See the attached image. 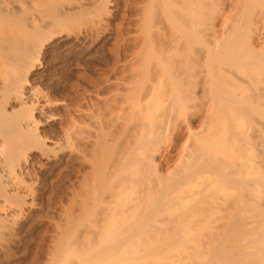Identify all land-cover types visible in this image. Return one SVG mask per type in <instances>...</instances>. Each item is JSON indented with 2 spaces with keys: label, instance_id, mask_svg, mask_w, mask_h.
<instances>
[{
  "label": "rangeland",
  "instance_id": "374dc122",
  "mask_svg": "<svg viewBox=\"0 0 264 264\" xmlns=\"http://www.w3.org/2000/svg\"><path fill=\"white\" fill-rule=\"evenodd\" d=\"M102 1L107 2L104 3L107 15L101 24L97 18L103 4L98 7L91 0H83L73 6L68 27L61 35L56 34L51 43L45 44L56 46L43 51L38 62L41 68L30 78L31 84L47 95L54 107L47 121L35 114L36 133L45 139L46 155L42 160L39 151L29 154L28 177L24 181L32 187L33 196L24 200L25 208L21 213L8 212L5 221L12 222L15 233L0 235V264H191L188 255H198V252L190 248H204V242H201L204 237L200 239L195 235L201 228L200 221L189 227L186 225L189 237L194 241L189 245L182 239L170 243L151 237L161 229L170 231L176 225L175 219L183 216L187 212L184 210L193 204L204 207L202 196L198 199L194 194L204 183V171L190 174L187 184L182 181L184 185L168 196L172 201L170 205L156 212L143 229L135 224L140 230L139 235L121 245L122 248L133 247L129 253L99 252V248L114 243L100 241L98 235L101 229L108 227L115 205L129 207L131 202L135 203L139 209L137 213L153 207L155 200L163 195L159 189L156 193L146 194L150 185L158 182L159 188L165 189L191 172L189 167L195 160L204 159L209 83L213 76H229L220 61L215 62L208 55L209 49L217 48L215 39L224 18L223 12L220 13L221 0H189L197 11V18L187 40L175 28L177 21H171L172 17L182 15L183 0H172L173 3L170 0L173 9L169 0ZM226 4L229 13L233 0H227ZM229 70L234 73L233 67ZM169 71L173 72L172 77L168 75ZM172 84L176 87L172 88ZM136 145L147 152V157L153 155L156 174L142 164V177L128 189L124 201L112 202L110 191L117 178L113 170L123 164V156L127 157ZM103 181L107 193L98 190ZM107 182L110 187L114 184L111 190ZM141 199L146 202L140 205L137 202ZM105 214H108L107 219ZM215 214L214 217L219 213ZM95 215L97 219L99 215L98 220ZM213 216L210 227L214 225L215 228L220 216L217 219ZM103 220L107 224L101 223ZM128 223L133 222L124 225ZM58 249L59 255L56 254Z\"/></svg>",
  "mask_w": 264,
  "mask_h": 264
},
{
  "label": "bare ground",
  "instance_id": "6f19581e",
  "mask_svg": "<svg viewBox=\"0 0 264 264\" xmlns=\"http://www.w3.org/2000/svg\"><path fill=\"white\" fill-rule=\"evenodd\" d=\"M91 1L97 3L98 7L103 4L104 9L101 7L102 13L97 18L101 24L107 15L104 6L107 2ZM188 1L183 0V7L181 5L182 9L180 10L182 15L171 18V21H177L175 28L181 32L184 40L189 39L197 18V11L191 4V0L190 3ZM81 2L83 0H0V235L3 237L4 234L15 231L12 222L11 225L7 220L5 221L8 212L15 210L21 213L22 208H25L24 200L33 196L32 187L28 185V182L25 183L26 180L24 181V178L28 177L27 167H29L31 158L29 154L39 151L41 154L38 153V155L42 160L46 155L44 153L45 139L42 140L36 133L38 122L35 119V114H39L43 120L47 121L54 104L47 99V95L45 96L31 84L30 78L37 75L34 72L41 68L38 62L43 51L56 46L52 44L53 46L47 47L45 44L51 43L56 34L59 35L68 27V20L70 21L74 13L72 12L73 6ZM226 2L227 0L219 2L222 10L220 13L223 12L224 18L222 16L221 30L215 39L217 48L213 51L208 48V55L215 62L220 61V65L229 76H213L209 83V96L207 95L209 101L204 122V159L195 160L189 167L190 169L188 168L191 172H186L185 176L181 174L182 177L179 176V179L174 180L169 186H165V189L161 190L158 182L150 185L148 189L145 187L146 194L156 193L159 189L163 195L159 200H155L153 207L145 208L137 213L139 209H136L135 203L131 202L132 206L129 205V207L118 204L114 209L112 208L111 212L108 209L107 213L110 212L111 215L110 222H108L109 229L107 226L105 230L99 229L98 233L101 232L98 238L102 239L100 241L108 240L114 245L101 247L98 249L99 252L129 253L133 247L124 246L122 248L121 245L139 235L140 230L135 224L143 229L148 221L156 215V212L170 205L172 201L168 196L182 186V181L186 182L193 172L204 171V183L197 188L198 193H194L199 197H197L198 199L202 196L204 207L201 206L202 204L199 206L193 204L192 207L184 210L187 212L184 215L182 213L183 216L175 217L176 225L170 231L165 232L166 230L161 229L151 237L170 243L182 239L181 241L185 245H189L194 241L192 237V239L189 237V230L186 227L200 221L201 228L198 227L199 231L195 235L198 238L201 237L200 239L204 237V241L201 240L204 242V248L200 246L199 248L196 246L190 248L192 251L195 250V253L198 252V255H188L192 260L191 264H264V0H233V8L229 13ZM167 8H170L169 10L172 12L171 7ZM98 27L100 26L98 25ZM172 41L174 40L172 39ZM231 67L234 68L235 74L229 70ZM172 73L169 71L168 75L172 77ZM171 79L173 80V78ZM176 80L178 81L177 78ZM177 81L174 83L177 84ZM173 86L174 84H172V88L176 87V85ZM166 90L168 91V89ZM173 93L175 95V92ZM161 127L159 126L160 129ZM69 140L71 139L69 138ZM129 154L126 155L127 157L123 156V164L119 168L114 165L116 167L114 169L111 166L117 177L114 178L116 182L112 178V182L116 183L113 188L114 184L111 182L113 185L110 187L107 182L110 190L112 188L111 191L109 190L112 202L118 200L121 202V199L124 201L128 189L142 177L143 167H147L150 172L152 170L156 174V167L152 165L154 164L152 162L153 155L147 157V152L145 153L141 146L136 145ZM201 154L203 155V153ZM45 161L49 160L45 158ZM120 163L121 161L116 165ZM142 164H144L143 167ZM103 167H100V170ZM149 170L146 171L147 175L150 174ZM101 171L104 173L103 170ZM115 173H113L114 176ZM103 176L106 178L105 175ZM101 184L102 186H98V190L104 193L106 185L103 186L104 181ZM101 184L99 182V185ZM93 185L95 186V183ZM90 186L88 185V188ZM12 197L18 199L12 200ZM98 199L97 201H99ZM142 202H146V200L141 199L137 203L141 205ZM197 202L195 203H200ZM213 213L220 214L217 215L220 216V220H216V224L219 223L215 228L214 225L213 228L210 227L211 220L214 221ZM108 214L104 215L106 219ZM95 216L97 219V215ZM217 216H215L216 219ZM129 221L133 223L124 225ZM105 222L101 221V223L107 224ZM167 229L169 230V228ZM144 248L153 251L150 247L144 246ZM56 254H60L59 249ZM180 257L182 256L180 255L179 259Z\"/></svg>",
  "mask_w": 264,
  "mask_h": 264
}]
</instances>
